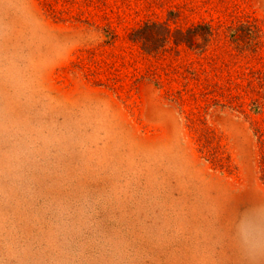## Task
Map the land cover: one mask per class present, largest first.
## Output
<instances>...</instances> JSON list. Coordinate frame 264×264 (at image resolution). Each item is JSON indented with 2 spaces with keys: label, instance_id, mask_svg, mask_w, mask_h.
Masks as SVG:
<instances>
[{
  "label": "rangeland",
  "instance_id": "rangeland-1",
  "mask_svg": "<svg viewBox=\"0 0 264 264\" xmlns=\"http://www.w3.org/2000/svg\"><path fill=\"white\" fill-rule=\"evenodd\" d=\"M260 123L264 0H0V264H264Z\"/></svg>",
  "mask_w": 264,
  "mask_h": 264
},
{
  "label": "trees",
  "instance_id": "trees-1",
  "mask_svg": "<svg viewBox=\"0 0 264 264\" xmlns=\"http://www.w3.org/2000/svg\"><path fill=\"white\" fill-rule=\"evenodd\" d=\"M175 13L172 11H169L168 19L174 18ZM148 25H145L143 28L136 29L132 33L133 38H139L143 40V46L146 49H151L152 46H154L152 43L149 42V37L152 38V34L154 32L160 33L161 38L164 40L168 35H174V38L176 41H185L190 46L195 45L194 42V35L198 32L200 27L206 28V24H197L193 27L188 28L187 30L183 31L179 28H175L174 30H171L168 24L165 21H153L151 23H147ZM210 33L209 27L204 31V35H208ZM207 37H204L206 40ZM264 123H260L258 126H256V132L258 136L259 141V147H260V165H261V171L262 176L264 177V127H262Z\"/></svg>",
  "mask_w": 264,
  "mask_h": 264
}]
</instances>
